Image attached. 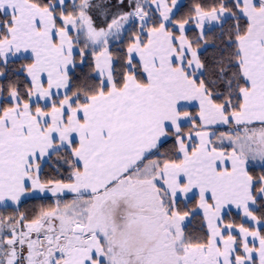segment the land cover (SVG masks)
<instances>
[{
  "label": "snow or ice",
  "instance_id": "1",
  "mask_svg": "<svg viewBox=\"0 0 264 264\" xmlns=\"http://www.w3.org/2000/svg\"><path fill=\"white\" fill-rule=\"evenodd\" d=\"M0 264H264V0H0Z\"/></svg>",
  "mask_w": 264,
  "mask_h": 264
}]
</instances>
